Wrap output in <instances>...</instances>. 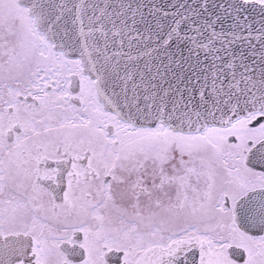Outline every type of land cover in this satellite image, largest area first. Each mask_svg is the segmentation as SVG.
Here are the masks:
<instances>
[{
    "label": "snow or ice",
    "instance_id": "obj_1",
    "mask_svg": "<svg viewBox=\"0 0 264 264\" xmlns=\"http://www.w3.org/2000/svg\"><path fill=\"white\" fill-rule=\"evenodd\" d=\"M0 264H264V0H0Z\"/></svg>",
    "mask_w": 264,
    "mask_h": 264
}]
</instances>
